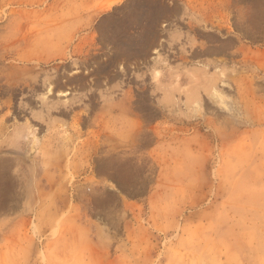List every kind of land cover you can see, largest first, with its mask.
<instances>
[{"label": "rangeland", "instance_id": "rangeland-1", "mask_svg": "<svg viewBox=\"0 0 264 264\" xmlns=\"http://www.w3.org/2000/svg\"><path fill=\"white\" fill-rule=\"evenodd\" d=\"M0 264H264V0H0Z\"/></svg>", "mask_w": 264, "mask_h": 264}, {"label": "bare ground", "instance_id": "bare-ground-1", "mask_svg": "<svg viewBox=\"0 0 264 264\" xmlns=\"http://www.w3.org/2000/svg\"><path fill=\"white\" fill-rule=\"evenodd\" d=\"M48 81H49V80H48ZM48 81H47V82H48ZM49 82H50V81H49ZM50 83L52 84V82H50ZM50 83H49V84H50ZM56 86H57L56 83H54V81H53V86H51V85H48V86H47V93L52 92L53 89L56 88ZM58 87H59V85L57 86V88H58ZM57 88H56V89H57ZM59 90H60V89L58 88L57 91H55V92H59ZM60 91H61V90H60ZM45 96H46V93H45Z\"/></svg>", "mask_w": 264, "mask_h": 264}]
</instances>
